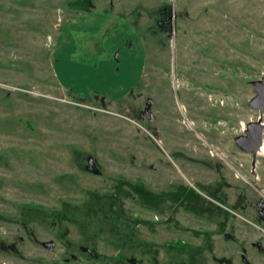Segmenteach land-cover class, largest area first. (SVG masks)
I'll use <instances>...</instances> for the list:
<instances>
[{
	"label": "rangeland",
	"instance_id": "374dc122",
	"mask_svg": "<svg viewBox=\"0 0 264 264\" xmlns=\"http://www.w3.org/2000/svg\"><path fill=\"white\" fill-rule=\"evenodd\" d=\"M76 1L0 0V199L136 234L140 264L177 257L169 241L228 245L229 223L179 208L196 189L246 205L247 246L264 241V145L254 174L234 140L260 118L248 82L264 77V0Z\"/></svg>",
	"mask_w": 264,
	"mask_h": 264
},
{
	"label": "flooded vegetation",
	"instance_id": "af4514ba",
	"mask_svg": "<svg viewBox=\"0 0 264 264\" xmlns=\"http://www.w3.org/2000/svg\"><path fill=\"white\" fill-rule=\"evenodd\" d=\"M176 17L173 7H161L157 24L164 32L173 33ZM148 99L145 114L152 116L156 101ZM234 140L236 142V137ZM252 172L257 174L253 167ZM196 190L200 193L190 199L183 197L179 208L187 211L191 219L209 221L218 226L221 222L229 223L232 230L218 232L226 236L228 245H216L220 240L209 239V235L207 240L201 242L184 241L181 247L173 246L176 244L169 241L166 248L179 251L177 257H170L167 264H264V241L247 246V236L250 235L244 222L248 219L246 205H238L236 200H230L228 204L219 200L221 204L216 205L205 198L201 189ZM31 207L24 203L14 206L11 201L0 199V264H140V241L136 234H131L125 240L126 233L123 231L93 232L88 230L90 220L86 218L89 216L78 219L66 215L29 214L28 208ZM35 207L36 212L41 209V206ZM256 212L264 224V197L257 202ZM176 213L170 214L167 220L171 215L179 217ZM101 218L106 219L107 216ZM44 223L48 224V228ZM70 223H78L81 230H71ZM260 229L263 236L264 226H260ZM206 233L201 234L205 237ZM241 238L244 242L238 241Z\"/></svg>",
	"mask_w": 264,
	"mask_h": 264
},
{
	"label": "water",
	"instance_id": "95a60500",
	"mask_svg": "<svg viewBox=\"0 0 264 264\" xmlns=\"http://www.w3.org/2000/svg\"><path fill=\"white\" fill-rule=\"evenodd\" d=\"M253 86L256 95L250 100V106L260 110V118L257 121H251L247 124L245 134L238 135L236 142L240 148L253 154V168L257 166V156L264 145V77L248 82ZM88 170L101 173L102 170L97 164L94 156L88 158Z\"/></svg>",
	"mask_w": 264,
	"mask_h": 264
},
{
	"label": "trees",
	"instance_id": "16d2710c",
	"mask_svg": "<svg viewBox=\"0 0 264 264\" xmlns=\"http://www.w3.org/2000/svg\"><path fill=\"white\" fill-rule=\"evenodd\" d=\"M85 1L86 0H77L75 3H74V6H78V7H86V5H84V3H85ZM111 213H113L112 212V210L110 211Z\"/></svg>",
	"mask_w": 264,
	"mask_h": 264
}]
</instances>
